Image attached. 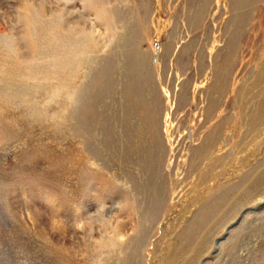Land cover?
<instances>
[{"label":"rangeland","instance_id":"rangeland-1","mask_svg":"<svg viewBox=\"0 0 264 264\" xmlns=\"http://www.w3.org/2000/svg\"><path fill=\"white\" fill-rule=\"evenodd\" d=\"M0 264H264V0H0Z\"/></svg>","mask_w":264,"mask_h":264},{"label":"bare ground","instance_id":"bare-ground-1","mask_svg":"<svg viewBox=\"0 0 264 264\" xmlns=\"http://www.w3.org/2000/svg\"><path fill=\"white\" fill-rule=\"evenodd\" d=\"M127 95L130 96L131 98L133 97V96H132V95H133L132 92H131V93H130V92L128 93V91H127ZM128 96H127V97H128ZM85 97H86V96H85ZM130 97H129V98H130ZM127 100H128V98H127ZM141 100H142V98H141ZM85 102H86V101H85ZM128 103H129V102H128ZM125 126H126V125H125Z\"/></svg>","mask_w":264,"mask_h":264}]
</instances>
